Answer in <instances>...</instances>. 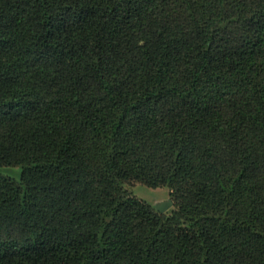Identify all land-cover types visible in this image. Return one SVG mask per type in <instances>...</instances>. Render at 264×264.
Returning <instances> with one entry per match:
<instances>
[{
    "label": "trees",
    "instance_id": "trees-1",
    "mask_svg": "<svg viewBox=\"0 0 264 264\" xmlns=\"http://www.w3.org/2000/svg\"><path fill=\"white\" fill-rule=\"evenodd\" d=\"M9 166L0 264H264V0H0Z\"/></svg>",
    "mask_w": 264,
    "mask_h": 264
},
{
    "label": "rangeland",
    "instance_id": "rangeland-1",
    "mask_svg": "<svg viewBox=\"0 0 264 264\" xmlns=\"http://www.w3.org/2000/svg\"><path fill=\"white\" fill-rule=\"evenodd\" d=\"M20 170V166L0 167L1 174L9 175L17 179L19 178ZM125 187L131 194L137 198L145 200L153 207L157 202L171 198L167 186L149 187L143 183L133 181L131 183H126ZM171 208H173V206L170 205L166 210Z\"/></svg>",
    "mask_w": 264,
    "mask_h": 264
},
{
    "label": "water",
    "instance_id": "water-1",
    "mask_svg": "<svg viewBox=\"0 0 264 264\" xmlns=\"http://www.w3.org/2000/svg\"><path fill=\"white\" fill-rule=\"evenodd\" d=\"M171 204H172V200L168 198L166 200H163V201H160L154 204V208L156 209V211L162 212L166 210Z\"/></svg>",
    "mask_w": 264,
    "mask_h": 264
}]
</instances>
